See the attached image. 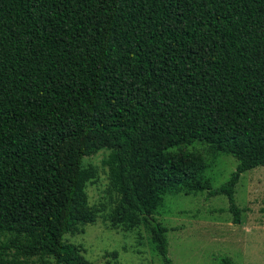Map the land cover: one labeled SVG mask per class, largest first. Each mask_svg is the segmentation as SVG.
<instances>
[{
	"label": "trees",
	"instance_id": "16d2710c",
	"mask_svg": "<svg viewBox=\"0 0 264 264\" xmlns=\"http://www.w3.org/2000/svg\"><path fill=\"white\" fill-rule=\"evenodd\" d=\"M195 143L238 161L221 187L201 151L173 153ZM104 150L108 214L84 164ZM258 167L264 0H0V264H94L65 237L101 214L145 227L174 264L155 217L165 197L225 195L238 225L236 187Z\"/></svg>",
	"mask_w": 264,
	"mask_h": 264
},
{
	"label": "rangeland",
	"instance_id": "374dc122",
	"mask_svg": "<svg viewBox=\"0 0 264 264\" xmlns=\"http://www.w3.org/2000/svg\"><path fill=\"white\" fill-rule=\"evenodd\" d=\"M193 150L206 156L209 168L205 176L214 189L224 185L237 170L238 161L233 156L216 157L206 144L195 143L173 153L180 155ZM109 154L104 150L84 159L85 166L96 172V178L87 186L89 203L105 205V214L119 200L111 185L110 168L105 164ZM208 195L207 191L168 194L158 210L155 217L168 228L173 263L222 264L221 259L228 257L236 264H264V167L244 173L236 187V203L242 210L240 224L233 223L225 195ZM65 239L80 246L84 257L94 264H164L145 227L131 231L113 228L103 214L96 223L85 227L83 233L67 235Z\"/></svg>",
	"mask_w": 264,
	"mask_h": 264
}]
</instances>
